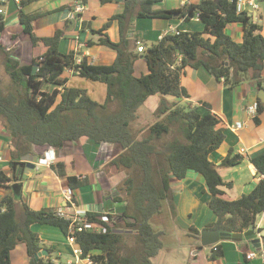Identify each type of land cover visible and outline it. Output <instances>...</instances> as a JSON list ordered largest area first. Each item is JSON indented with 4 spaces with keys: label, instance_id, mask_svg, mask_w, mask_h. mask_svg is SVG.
Instances as JSON below:
<instances>
[{
    "label": "trees",
    "instance_id": "1",
    "mask_svg": "<svg viewBox=\"0 0 264 264\" xmlns=\"http://www.w3.org/2000/svg\"><path fill=\"white\" fill-rule=\"evenodd\" d=\"M31 1L19 3L18 21L31 45L41 42L44 51L21 62L12 48L0 40L7 74L6 80L0 79V124L9 136L12 176L18 179L22 175L26 162L20 159L33 155L36 146L58 151L66 141L77 143L83 136L96 143H110L112 153L104 169L109 173L124 172L125 177L117 186L119 193L112 197L124 208L119 214L86 212L90 221L104 229L70 233V221L59 217L56 209H32L10 190L0 198V264H11L10 252L19 243L25 245L28 264H66L52 260V248L31 229L33 223L58 227L65 236L72 234L81 249L80 258L89 259L92 264H153L163 242L161 231L155 230L150 220L161 213L166 203L175 211L170 180H182L190 171L203 177V190L209 193L205 204L216 217L204 228L242 232L255 226L256 216L264 210V178L236 199L223 197L222 187L229 188L232 182L222 179L209 158L225 138L221 119L210 111L201 114L197 106L181 102L189 97L181 76L187 67H204L225 86L246 82L256 90L264 89L261 23L240 11L237 0H199L172 10H153L155 0H126L123 12L109 17L102 28L91 29L98 35V44L116 51L111 64H94L86 56L77 61L73 50H59L61 30L50 36H37L32 21L40 13L22 9ZM109 1L112 0H100ZM131 16L184 20L197 16L203 29L165 33L157 41L138 40L144 46L138 52L136 43L126 37L124 30ZM112 20L119 23L118 41L111 40L106 32ZM230 22L242 24L241 43L225 34L224 28ZM5 25L0 13V34ZM138 58L143 59L146 72L136 76L134 63ZM66 71L103 82L104 101L93 100L83 88L67 86ZM151 95L159 96L156 106L140 116V105ZM263 109L264 102L257 98L256 122ZM242 158L229 150L220 165L235 166ZM250 161L256 172L264 176V151L251 156ZM17 165L19 176L15 175ZM51 167L58 175H66L62 161ZM66 179L72 194L88 182L74 175ZM10 181L0 172V186L11 188ZM101 215H107L109 222L99 219ZM115 228L129 231L115 232ZM188 230V236L198 239L197 227L190 225ZM41 249L48 254L37 258ZM220 256V244H213L208 258Z\"/></svg>",
    "mask_w": 264,
    "mask_h": 264
},
{
    "label": "crops",
    "instance_id": "2",
    "mask_svg": "<svg viewBox=\"0 0 264 264\" xmlns=\"http://www.w3.org/2000/svg\"><path fill=\"white\" fill-rule=\"evenodd\" d=\"M74 0H33L23 6L26 13L39 12L40 15L32 21V28L37 36H50L61 30L59 39V50L63 53L75 51L77 59L86 56L94 64H111L116 51L97 43L98 35L93 34L91 29L102 28L109 17L124 11L126 0H112L101 3L100 0H85L86 9L80 17L75 16L71 7ZM253 1L256 7L253 6ZM238 9L245 12L253 21L261 23V34L264 35V0H237ZM18 5L8 1L3 6L5 23L10 24L4 28L0 34V40L4 44H9L7 48L16 47L15 54L21 62H27L32 57L39 56L45 49L39 42L31 45L27 36L22 32L18 21ZM182 7L180 0H155L152 4L153 10H172ZM173 26L178 31H201L203 24L198 17L187 20L182 18H158V17H136L131 16L128 25L125 27L126 37L132 42L144 40L147 42L160 39L167 27ZM113 41L120 38L118 20H112L106 30ZM224 32L232 40L241 43L243 26L239 22H230L224 28ZM89 40H91L89 42ZM146 72V65L142 58H138L134 63V74L136 76ZM68 77L67 86H71L74 77L82 78L72 74L71 71L65 73ZM261 74L264 76V63ZM86 79V78H83ZM89 80V79H87ZM99 82V81H93ZM103 83V82H101ZM104 84V83H103ZM181 84L187 90L189 97L181 102H189L198 107L201 114L207 112L215 113L221 119L225 138L220 146L209 154V158L217 166V171L225 181H231V187H222L223 197L226 199H236L243 193L253 189L256 183L264 178L256 172V168L250 161V157L256 153L264 151V109L258 114V122L254 120L247 106L257 102L258 91L249 83L243 82L234 87L225 86L222 81H218L206 68L187 67L181 76ZM75 87V86H72ZM106 95V85L104 96ZM103 99V98H102ZM159 96L155 97L157 104ZM155 104V106H156ZM153 110V109H152ZM237 121L243 123L242 127L235 129L233 124ZM41 147H34L35 163L45 154L47 148L40 151ZM112 144L101 142L96 143L87 137H80L77 143L66 141L61 149L50 152L47 158L53 156L49 165H39L28 172L26 177L19 176L16 166L15 179L12 176L9 161L11 160L9 136L4 127L0 124V172H4L11 181L7 186H0V198L9 193L10 190L18 194V199L26 202L32 209L54 208L64 205L66 202L65 193L68 189L66 176L74 175L86 178L87 184L73 190L76 207L86 212L119 214L124 205L113 202L112 197L119 192L117 184L124 178V172L109 173L104 169V165L112 153ZM245 151L240 153V149ZM39 150V151H38ZM229 150L239 153L243 158L235 166H222L221 160ZM38 152V153H37ZM36 153V154H35ZM22 160V157L20 159ZM62 161L65 165L66 175H58L51 167L52 163ZM25 168V167H24ZM23 168V169H24ZM173 191V207L166 203L164 211L156 215L155 218L165 223L167 212L174 220L176 228L184 230L186 238L185 246L190 250L188 258L189 264H264L260 258L247 259L245 254L256 248L245 239L234 242L231 240L219 241L222 256L210 260L209 253L212 245L203 246L201 249L200 239L188 236V227L194 225L200 231L207 223L214 222V213L205 204L209 193L204 191L205 183L203 177L190 171L186 178L179 180L174 177L170 180ZM16 185V187H14ZM200 211L199 216L196 212ZM168 221H170L168 219ZM172 225H174L172 223ZM31 229L36 232L42 241L48 244L52 252L54 262L66 264H89L87 259L80 258L74 253L75 243L67 240V236L55 226L42 223H33ZM167 230H161L163 246L158 255L160 261L164 263L165 248L173 246V242L166 243L169 236ZM187 230V231H186ZM159 231V230H158ZM255 231L259 236H264V210L261 211L255 220ZM170 232V230H169ZM171 233V232H170ZM171 241H174L171 239ZM259 249L264 250V243ZM154 257V258H155ZM153 258V264L154 263ZM11 264H28L25 245L17 244L10 252ZM188 264V263H187Z\"/></svg>",
    "mask_w": 264,
    "mask_h": 264
},
{
    "label": "built area",
    "instance_id": "3",
    "mask_svg": "<svg viewBox=\"0 0 264 264\" xmlns=\"http://www.w3.org/2000/svg\"><path fill=\"white\" fill-rule=\"evenodd\" d=\"M8 1H11L18 6H19V3L21 2V0H0V2L3 3V5L0 6V13L3 14V12H4L3 6ZM195 1H199V0H180L181 5H186L188 3H192ZM251 2L253 4V6L256 7V4L253 1H251ZM237 5H238V3H237ZM85 9H86V2L84 0H74L73 1L71 11L75 16H78V17H79V15L81 16L82 13L85 11ZM178 32L179 31L175 27L169 26L166 28V30L164 31L163 34H165V33H178ZM136 50L138 52H142L144 50V46L139 41H136ZM79 60L80 59H77V61H79ZM247 110L252 116H255L257 114V102L255 101L251 105L247 106ZM242 125H243V123L241 121H237L233 124V127L235 129H238V128L242 127ZM244 151H245L244 148L240 149V153H242ZM50 152L53 153V149L46 150L45 154L35 162V167H38L39 165H49L52 161V158H53V156L50 158H47V156ZM0 160H2L1 155H0ZM64 193H65L66 202L64 205H59L56 208V214L59 217H63L64 219H67L70 221V233H73L75 231H82V230H101V229L103 230L104 229V227H102L97 222L90 221L86 216L85 210H81V209L76 207V202L74 200L73 194L69 189H66V191H64ZM99 219H101L102 221H105V222H109V218L107 215H101L99 217ZM67 240L71 243H75L74 242V236L72 234H69L67 236ZM74 253L80 255L81 249L78 246H75ZM245 257L247 259L260 258L264 262V250L255 249L252 251H248L245 254ZM87 260L89 261V264H92L91 260H89V259H87Z\"/></svg>",
    "mask_w": 264,
    "mask_h": 264
},
{
    "label": "rangeland",
    "instance_id": "4",
    "mask_svg": "<svg viewBox=\"0 0 264 264\" xmlns=\"http://www.w3.org/2000/svg\"><path fill=\"white\" fill-rule=\"evenodd\" d=\"M8 25L10 26V24H6L5 27L7 28ZM5 46H9V44H7L6 42L4 43ZM14 49H16V47H12V52L15 54ZM19 60V56L15 55ZM3 56L0 52V79L1 80H6L7 78V74L4 71V65H3ZM74 82L71 84V86H75V87H80L86 90L87 94L93 99L96 100L98 102H103L104 101V87L105 84L101 83V82H93L92 80H87V79H83V78H77L74 77ZM157 95H151L143 104L140 105L138 111L140 113V116H142L143 113H149V111H152V109H154L155 107V97ZM103 98V99H102ZM140 121H142L140 119ZM194 172V171H193ZM125 177V176H124ZM122 182V179L120 180V182L117 184V186L120 185V183ZM169 206V203H168ZM165 207L164 206L162 208V210L164 211ZM199 216H201V212L198 211L196 212ZM176 215V214H173ZM166 217L170 220L168 221V219H166L165 223H162V221L158 220L157 218H151L150 222L153 226V228L155 230H167L165 229V227H168V233L166 232L165 235L169 236L168 239H166V243L173 242V246H171L170 248H165L164 250H162V252L167 251L165 253V261L164 263L160 264H189L188 262V258L190 256V250L188 247L185 246V242H181V241H185L186 235H185V231L180 229V228H176V225L174 223V220L170 217V215L167 212ZM172 223L174 225H172ZM187 231V230H186ZM165 236H162V239L164 240ZM171 239H173L174 241H171ZM161 255V254H160ZM158 255V257L160 256ZM158 257L154 258V263L158 264V261H160L158 259Z\"/></svg>",
    "mask_w": 264,
    "mask_h": 264
},
{
    "label": "water",
    "instance_id": "5",
    "mask_svg": "<svg viewBox=\"0 0 264 264\" xmlns=\"http://www.w3.org/2000/svg\"><path fill=\"white\" fill-rule=\"evenodd\" d=\"M122 1V0H119ZM33 72L36 71V65L33 66L32 69ZM258 98L261 102H264V89L261 88L258 91ZM47 149L46 147H41L39 150L43 151ZM38 150V151H39ZM38 153V152H37ZM36 154V153H35ZM34 154L33 155H25L22 157V160L26 162L25 168L23 169L22 177H26L28 172H30L31 169L35 168V163L33 162ZM16 187V185L14 186ZM115 232H124L129 230L124 229H114ZM199 239H200V246L198 247L201 249L203 246H209L218 243L219 241L224 240H231L234 242L241 241L242 239L248 240L253 247L256 249H259L261 246V243H264V236H259L257 232L255 231V226L252 224L249 226V228L242 232H232L229 230H226L223 227H217V228H202L199 233ZM48 251L46 249H41L36 253V257L39 258L41 256L47 255Z\"/></svg>",
    "mask_w": 264,
    "mask_h": 264
}]
</instances>
